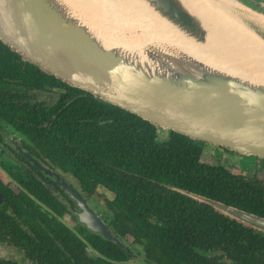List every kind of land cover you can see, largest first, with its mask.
Returning a JSON list of instances; mask_svg holds the SVG:
<instances>
[{
  "label": "water",
  "instance_id": "95a60500",
  "mask_svg": "<svg viewBox=\"0 0 264 264\" xmlns=\"http://www.w3.org/2000/svg\"><path fill=\"white\" fill-rule=\"evenodd\" d=\"M199 2L0 0V41L46 74L160 129L238 155L264 158V55L248 41H237L240 34L231 30L235 24L264 45V1L201 0L227 22L207 13ZM160 26L172 34L166 36ZM193 53L221 63L212 64ZM193 197L264 232V217ZM43 207L96 257L112 264H134L108 258ZM82 222L123 248L86 206ZM1 259L27 258L23 251L0 244Z\"/></svg>",
  "mask_w": 264,
  "mask_h": 264
},
{
  "label": "trees",
  "instance_id": "16d2710c",
  "mask_svg": "<svg viewBox=\"0 0 264 264\" xmlns=\"http://www.w3.org/2000/svg\"><path fill=\"white\" fill-rule=\"evenodd\" d=\"M59 89L65 92L53 107L30 101L36 92ZM0 122L29 136L37 155L72 172L88 194L99 185L113 192L107 202L115 214L110 229L124 244L140 246L145 264H264L263 237L181 193L264 217V182L202 163L203 142L160 129L67 85L2 41ZM19 198L34 204L24 195ZM5 201L12 214L0 211V226L19 228L16 218L22 215L31 228L20 235L7 232L30 264H112L89 252L43 209H38L37 220L30 208L6 191ZM82 235L108 258L126 261L135 254L128 245L122 249L99 235ZM212 252L226 256L211 257ZM0 264L15 263L0 260Z\"/></svg>",
  "mask_w": 264,
  "mask_h": 264
},
{
  "label": "flooded vegetation",
  "instance_id": "af4514ba",
  "mask_svg": "<svg viewBox=\"0 0 264 264\" xmlns=\"http://www.w3.org/2000/svg\"><path fill=\"white\" fill-rule=\"evenodd\" d=\"M62 92L65 91L63 89H59V90H54V92H50V93L36 92L34 94L33 99L30 101L32 103H43L48 107H53L59 102L60 93ZM203 143L204 145H203L202 155L200 158L201 162L204 152L209 151L212 154L215 152L216 154H218V156L228 155V156H235L241 159L242 157H246L251 160L256 159V165L258 164L257 169H259L258 167L259 165H262L264 168V158H260L256 156H242L236 154L233 150H229L211 143H206V142ZM37 150L38 148L34 145V143L32 142L29 136L13 128L11 125L9 126L6 125L5 123L0 122V211H2V214L4 215L12 214L11 208L6 209V205H5L6 203L5 191H6L8 194H11L12 196L15 197L17 203H20L21 205L23 204L25 209L30 208L37 220H39V217L37 215L39 208L43 209L44 213L46 212L58 220V218L54 214L50 213L45 207H43L44 205L47 208L51 209L59 217L64 219L66 222H68L70 225H72L74 230H76L82 237H84V235H82L83 233H89L103 237L101 234L93 232L91 229L88 228V226L85 223L82 222V215L84 212V208L86 206L88 210L94 212L97 215V217L105 223L108 230L116 237V235L110 229V223L114 218L115 214L113 210L110 208V206L107 204V202H110L113 199L114 197L113 192L109 191L104 186L99 185L91 194H88V192L83 188L79 180L73 175L72 172L68 170L65 171L62 168L55 166L51 158L47 156L37 155L36 154ZM202 163L213 166H222L233 175L242 176L249 180L264 182V176L255 177L247 173L243 175L234 174L228 167H226L225 165H221L218 162L217 163L202 162ZM103 192L106 194V196L105 198H103L104 201L102 202L101 212L98 213L91 207L90 200L94 199L97 201L98 199L96 198V196H98V194H103ZM181 193L184 194L185 196L192 198L193 200H196L193 197L194 194L192 193H188V192H184V193L181 192ZM21 195H24L29 199H31V201L34 204L29 203V201H27L24 198H19ZM40 203L43 205H41ZM36 205L38 207H36ZM207 205L211 206L215 211L229 218L231 221H235L236 223L240 224V226H242V229L244 231L250 230L252 231L253 234L264 238L263 231H258L249 225L231 219L230 217L226 216L212 205L210 204ZM55 210L61 211L62 215L60 216L59 213H57V211ZM16 219H17L16 224L20 225L19 228L12 229L11 231V229L9 228L5 229V226L3 225L0 226V244L12 250L23 251V249L14 245L13 242H15V239L11 238L10 235L7 234V232L11 231L12 233L19 234L23 232H29L31 228L29 226V223L24 221L22 215L18 216ZM58 221L62 225H64L60 220ZM64 226L69 231H71L66 225ZM4 237L8 239H12L13 241H10L8 239L5 240L3 239ZM120 242L123 246L122 249L125 248V245H128L131 248V250L134 251H135L134 249L135 247H140L138 245H131V242H126V244H124L121 240ZM209 255L211 257H214V256L225 255V253L212 252L209 253ZM136 258H137V254L135 253L132 256L131 260H126V261L132 262L134 264H139L136 261ZM217 258H220L222 261V257H217ZM10 262H13L15 264H21L19 262H14L11 260ZM143 264L145 263L143 262Z\"/></svg>",
  "mask_w": 264,
  "mask_h": 264
},
{
  "label": "rangeland",
  "instance_id": "374dc122",
  "mask_svg": "<svg viewBox=\"0 0 264 264\" xmlns=\"http://www.w3.org/2000/svg\"><path fill=\"white\" fill-rule=\"evenodd\" d=\"M202 162H207V163H219L221 165H225L228 167L234 174H249L251 176H264V168L262 165H259V169H257L256 165V159H249L246 157L238 158L235 156H228V155H220L216 154L215 152L212 154L209 151H205L203 156H202ZM106 194L103 192V194H98L96 198L98 199L97 202L96 200L92 199L90 200L91 207L97 211L98 213L101 212V207H102V202L104 201L103 198H105ZM135 253L137 254L136 261L139 264H143V255H141V249L140 247H135ZM21 264H29V261L27 259H24L22 261H19Z\"/></svg>",
  "mask_w": 264,
  "mask_h": 264
},
{
  "label": "bare ground",
  "instance_id": "6f19581e",
  "mask_svg": "<svg viewBox=\"0 0 264 264\" xmlns=\"http://www.w3.org/2000/svg\"><path fill=\"white\" fill-rule=\"evenodd\" d=\"M196 2H199L202 6V2L201 0H194ZM203 8L205 9V11L207 13H210L212 15L214 14H218L223 20H225V22H227L226 18L224 16H222L221 14H219L216 10L212 9L211 7H207V6H203ZM142 22H144L142 20ZM159 31H161L163 34H165L166 36H169L172 34L171 30L168 29L167 27L165 26H160ZM231 30L233 31H236L237 33L240 34V39L237 38V41H248L255 49L256 53H261L264 55V45L262 44V42L257 38V37H252L251 34H248L246 33L242 28H240L239 26L235 25V24H232V28ZM173 39H175L174 36H171ZM180 44L183 45L184 47H188L185 43L181 42L180 41ZM195 56L201 58L202 60H209L211 61L212 64H215V65H219L221 62L216 60V59H211V58H206V57H203V56H200L198 54H195L193 53Z\"/></svg>",
  "mask_w": 264,
  "mask_h": 264
},
{
  "label": "built area",
  "instance_id": "2783aa9c",
  "mask_svg": "<svg viewBox=\"0 0 264 264\" xmlns=\"http://www.w3.org/2000/svg\"><path fill=\"white\" fill-rule=\"evenodd\" d=\"M262 1H264V0H262Z\"/></svg>",
  "mask_w": 264,
  "mask_h": 264
}]
</instances>
